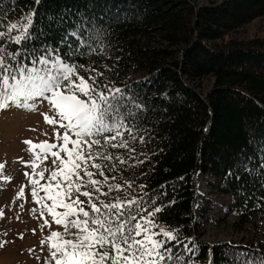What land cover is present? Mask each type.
Instances as JSON below:
<instances>
[{
    "label": "trees",
    "instance_id": "1",
    "mask_svg": "<svg viewBox=\"0 0 264 264\" xmlns=\"http://www.w3.org/2000/svg\"><path fill=\"white\" fill-rule=\"evenodd\" d=\"M29 12L32 44L56 46L86 23L100 36L92 43L97 51L83 48L86 55L75 61L103 72L101 83L127 89L144 105L139 125L152 129L151 139L130 144L133 153L120 149L128 163L111 175L145 185L150 195L155 190V203L165 206L159 226L179 229V264H264V240L200 239L219 215L210 212L215 205L222 218L237 217L234 229L241 233L264 211V36L232 34L264 16V0H0V31L25 23ZM198 173L206 191L195 215ZM42 220L35 232L41 239L50 234Z\"/></svg>",
    "mask_w": 264,
    "mask_h": 264
},
{
    "label": "snow or ice",
    "instance_id": "2",
    "mask_svg": "<svg viewBox=\"0 0 264 264\" xmlns=\"http://www.w3.org/2000/svg\"><path fill=\"white\" fill-rule=\"evenodd\" d=\"M32 17L29 12L22 18L25 23H8L0 31V110L11 106L33 110L46 100L55 117L44 113V120L63 130L55 133V142L25 140L35 156V160L26 162L33 169L31 198L41 205V217L48 214L60 226V230L50 229L47 236L50 261L179 264L181 257L174 255L176 246L181 245L179 229L159 226L165 206L155 203L159 199L155 190L150 195L144 191L145 185L111 175L128 163L120 149L133 153L130 144L151 139L152 129L139 125L144 105L136 96L127 95V89L101 83L106 79L103 72L75 61V56L86 55L83 48L88 53L97 51L92 43H98L100 36L86 23L64 33L56 46L32 44L36 39L30 32ZM61 45L67 46L63 55ZM80 71L86 72L87 78ZM49 154L52 167L47 175L37 172L36 160L41 156L47 159ZM239 167L247 169L243 163ZM37 177L46 178L45 182ZM134 187L139 190L134 192ZM23 192L21 187L17 196ZM43 226H49L48 219L43 220ZM185 251L190 250L185 246Z\"/></svg>",
    "mask_w": 264,
    "mask_h": 264
},
{
    "label": "rangeland",
    "instance_id": "3",
    "mask_svg": "<svg viewBox=\"0 0 264 264\" xmlns=\"http://www.w3.org/2000/svg\"><path fill=\"white\" fill-rule=\"evenodd\" d=\"M197 5H209L214 0H189ZM232 34L236 37L248 39L253 36H264V16L255 18L251 22L237 28ZM192 84L191 82H189ZM55 117L49 103L44 100L38 103L33 110L11 106L0 110V264H54L50 261V253L44 232L42 239L35 236L38 227L37 220L48 219L49 229L51 218L40 216L43 210L41 205L31 198L30 179L33 169L28 161L35 160L31 145L25 143L26 139L33 142L48 140L55 142V133L63 131L60 126L52 125L44 120L43 114ZM39 151V150H36ZM36 171H45L52 167V157L43 156L36 160ZM25 172L29 175L25 176ZM4 177H10L5 179ZM206 178V177H205ZM41 183L46 178H39ZM198 187L195 195V215L200 209L203 193L206 191L205 179L201 173L197 174ZM24 188L22 195L17 196L20 188ZM42 195V190H39ZM213 206V205H212ZM46 211V210H45ZM212 214H219L207 222L201 241L212 243L216 241H239L242 235L258 242L264 240V211L243 227V232L234 229L237 217L229 214L222 218L224 211H218L217 205L211 209ZM43 220L41 223H43ZM47 226L44 227V230ZM31 230H35L34 233ZM41 241L45 243L41 244ZM3 261V262H1Z\"/></svg>",
    "mask_w": 264,
    "mask_h": 264
}]
</instances>
